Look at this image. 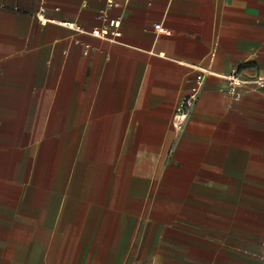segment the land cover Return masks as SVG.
Segmentation results:
<instances>
[{
    "label": "crops",
    "instance_id": "0c3cea01",
    "mask_svg": "<svg viewBox=\"0 0 264 264\" xmlns=\"http://www.w3.org/2000/svg\"><path fill=\"white\" fill-rule=\"evenodd\" d=\"M234 68L264 71V0H0V264H260L264 88Z\"/></svg>",
    "mask_w": 264,
    "mask_h": 264
},
{
    "label": "built area",
    "instance_id": "2783aa9c",
    "mask_svg": "<svg viewBox=\"0 0 264 264\" xmlns=\"http://www.w3.org/2000/svg\"><path fill=\"white\" fill-rule=\"evenodd\" d=\"M108 1L110 5L114 2V0H108ZM35 17L42 24L53 22V23H58L65 27H69L79 31H84V28L81 25L76 24L74 22L66 21V20H57L46 16L45 11L43 9L36 12ZM120 25H121L120 18L111 19V20L108 19L101 27H97L93 29L91 32L94 35L104 38L116 37L120 34V30H119ZM111 27H113V29ZM155 29L158 31H163L168 34H171V31H166L165 29H163L160 23L155 25ZM206 74L218 75V73L212 71L210 68L203 67L201 72L197 74L196 85L193 87L192 91L189 94L181 97L175 107V112L172 119V126L178 137H180L184 133L190 121V118L196 108L200 93L203 88L204 79H205L204 77ZM221 76L226 81L227 91L235 99L240 98L241 87L245 82L251 83L255 88H264V71H258L254 75H244L243 73H241L239 69L234 68L229 73ZM260 264H264V255L261 257Z\"/></svg>",
    "mask_w": 264,
    "mask_h": 264
}]
</instances>
